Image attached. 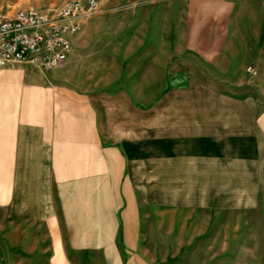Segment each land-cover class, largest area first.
<instances>
[{
  "label": "crops",
  "instance_id": "0c3cea01",
  "mask_svg": "<svg viewBox=\"0 0 264 264\" xmlns=\"http://www.w3.org/2000/svg\"><path fill=\"white\" fill-rule=\"evenodd\" d=\"M118 2L116 74L75 73L74 37L65 71L0 82V264H93V244L79 239H93L95 192L111 202L107 251L137 264L142 178L179 163L182 191L203 178L186 207L197 208L214 264L223 232L248 233L222 226L214 186L223 162L244 159L233 137L257 134L264 151V0ZM15 92L21 107L3 102Z\"/></svg>",
  "mask_w": 264,
  "mask_h": 264
},
{
  "label": "rangeland",
  "instance_id": "374dc122",
  "mask_svg": "<svg viewBox=\"0 0 264 264\" xmlns=\"http://www.w3.org/2000/svg\"><path fill=\"white\" fill-rule=\"evenodd\" d=\"M64 1L66 0H0V11L13 13L25 8L57 7ZM118 7V0H97L94 14L81 22L73 50L77 49L82 59L75 65L78 68L75 73L84 74L93 70L94 75L100 78L104 72L117 73ZM53 71H65L64 65L50 70L37 69L25 63L8 65L0 68V82L22 84L28 81V75L33 79L35 73ZM6 72L15 73L11 81L6 79L7 76L4 75ZM31 79L29 81L33 82ZM97 81L101 83L102 80ZM97 87L100 89L101 84ZM19 94L21 93L15 92L12 99L3 96V102L6 103L8 98L12 105L21 107L23 97ZM112 98L114 96L110 97ZM98 114L101 116L100 112ZM124 114L121 113L122 117ZM127 114L130 115L126 113V116ZM107 115L110 116L111 125L116 124L119 112H108ZM130 119H133V114ZM112 128L110 130L116 132V127ZM133 131V128L127 129V136L132 137ZM229 141L233 147L234 143H237L238 152L232 155L243 156L244 159L223 162L221 176L214 186L217 188L216 198L222 200V226L247 227L248 233L223 232L221 247L226 254L217 258L221 260V264H264V239L261 237L264 235L262 141L257 134L253 138L239 136ZM182 169L181 163L173 169L164 165L153 170L154 174L142 178L143 188L141 193H138L142 200V223L141 233L136 241V249L140 253L137 264H214L213 247L208 240L199 239L201 226L197 208L186 207L187 203L193 205L199 198L198 187L203 178L198 175L191 176L190 191H182L185 179L181 174ZM214 187L212 179L208 188L209 193L206 195L213 197ZM138 196L136 193V198ZM109 202L105 192L94 193L93 239L88 238L86 241L79 239V247L84 243L93 244L95 251L93 264H109L113 258L114 263L117 262V257H113L107 251V247L113 246V239L110 237L113 226L109 223L111 203Z\"/></svg>",
  "mask_w": 264,
  "mask_h": 264
},
{
  "label": "built area",
  "instance_id": "2783aa9c",
  "mask_svg": "<svg viewBox=\"0 0 264 264\" xmlns=\"http://www.w3.org/2000/svg\"><path fill=\"white\" fill-rule=\"evenodd\" d=\"M96 7L97 0H66L57 7L0 11V68L18 63L44 70L61 67L81 22ZM246 71L257 74L251 66Z\"/></svg>",
  "mask_w": 264,
  "mask_h": 264
}]
</instances>
